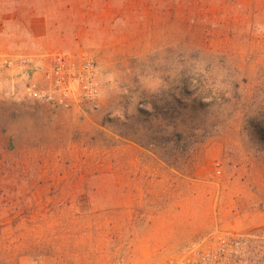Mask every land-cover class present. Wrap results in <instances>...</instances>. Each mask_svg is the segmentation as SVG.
<instances>
[{
    "label": "rangeland",
    "instance_id": "1",
    "mask_svg": "<svg viewBox=\"0 0 264 264\" xmlns=\"http://www.w3.org/2000/svg\"><path fill=\"white\" fill-rule=\"evenodd\" d=\"M60 50L97 62L85 113L0 71V264H166L229 233L230 264H264V0H0V52ZM172 116L206 137L182 170L118 135Z\"/></svg>",
    "mask_w": 264,
    "mask_h": 264
},
{
    "label": "built area",
    "instance_id": "2",
    "mask_svg": "<svg viewBox=\"0 0 264 264\" xmlns=\"http://www.w3.org/2000/svg\"><path fill=\"white\" fill-rule=\"evenodd\" d=\"M44 55L0 52V71L9 70L24 80L25 95L37 102L75 113L96 106L100 93L98 65L86 50H60ZM242 253L238 235H210L187 246L166 264H230Z\"/></svg>",
    "mask_w": 264,
    "mask_h": 264
},
{
    "label": "trees",
    "instance_id": "3",
    "mask_svg": "<svg viewBox=\"0 0 264 264\" xmlns=\"http://www.w3.org/2000/svg\"><path fill=\"white\" fill-rule=\"evenodd\" d=\"M191 77L192 76L188 72L185 76L182 75L179 79H176L179 85L178 92H172L170 100L173 102L179 101L180 96L183 97L185 94L191 93V90H189V85L191 84L189 78ZM195 80L199 82L201 78L196 77ZM211 95V88H201L195 93L193 99L187 98V96L185 98L187 100L190 99V101H195V99H197L200 103L202 98H208L211 97ZM205 104H207V102L202 103V105ZM165 105H169V102H165ZM174 108L175 105H170L168 107L171 111H173ZM140 113L148 114V111L144 108H139L138 114ZM161 124L165 129L162 132V136H157L150 124L148 126H143L142 130L133 128L130 131H118V135L151 150L158 158L176 170H182L184 166L190 165L193 160H195L199 148L204 143L206 137L204 134L198 135L191 133L195 127L191 117L181 120L175 116L170 117V119L163 118ZM258 132L263 136L264 128H260Z\"/></svg>",
    "mask_w": 264,
    "mask_h": 264
}]
</instances>
